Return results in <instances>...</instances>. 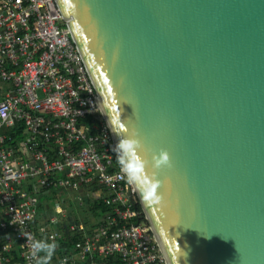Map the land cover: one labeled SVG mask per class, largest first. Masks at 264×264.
Here are the masks:
<instances>
[{
    "label": "water",
    "instance_id": "1",
    "mask_svg": "<svg viewBox=\"0 0 264 264\" xmlns=\"http://www.w3.org/2000/svg\"><path fill=\"white\" fill-rule=\"evenodd\" d=\"M56 3L167 263L264 264V0Z\"/></svg>",
    "mask_w": 264,
    "mask_h": 264
},
{
    "label": "built area",
    "instance_id": "2",
    "mask_svg": "<svg viewBox=\"0 0 264 264\" xmlns=\"http://www.w3.org/2000/svg\"><path fill=\"white\" fill-rule=\"evenodd\" d=\"M42 261L168 264L56 0H0V264Z\"/></svg>",
    "mask_w": 264,
    "mask_h": 264
},
{
    "label": "clouds",
    "instance_id": "3",
    "mask_svg": "<svg viewBox=\"0 0 264 264\" xmlns=\"http://www.w3.org/2000/svg\"><path fill=\"white\" fill-rule=\"evenodd\" d=\"M158 165H164V166H170L169 165V157L167 152H162L159 159L157 160ZM56 248V245L54 243L49 244L47 242H42V241H36L33 240L32 243V252L33 254H39L41 252L46 254V258L50 259L54 250ZM41 264H44L42 261Z\"/></svg>",
    "mask_w": 264,
    "mask_h": 264
},
{
    "label": "rangeland",
    "instance_id": "4",
    "mask_svg": "<svg viewBox=\"0 0 264 264\" xmlns=\"http://www.w3.org/2000/svg\"><path fill=\"white\" fill-rule=\"evenodd\" d=\"M54 214L55 215H57L59 218H61V216L62 215H64L65 214V212L64 211H55L54 212ZM53 214V215H54ZM73 213H66V222H65V226H67V225H69V223L71 222V215H72ZM74 214H75V217L78 219V220H87V216H86V214L82 211V210H75L74 211ZM90 221H94V219L93 218H90Z\"/></svg>",
    "mask_w": 264,
    "mask_h": 264
},
{
    "label": "trees",
    "instance_id": "5",
    "mask_svg": "<svg viewBox=\"0 0 264 264\" xmlns=\"http://www.w3.org/2000/svg\"><path fill=\"white\" fill-rule=\"evenodd\" d=\"M93 212H95L97 215H100L101 216V215H103V214H105V213L108 212V208H106L105 206H101V207H98L97 206V207H95V209L93 210Z\"/></svg>",
    "mask_w": 264,
    "mask_h": 264
},
{
    "label": "bare ground",
    "instance_id": "6",
    "mask_svg": "<svg viewBox=\"0 0 264 264\" xmlns=\"http://www.w3.org/2000/svg\"><path fill=\"white\" fill-rule=\"evenodd\" d=\"M117 152H118V154L120 155V152H119L118 148H117Z\"/></svg>",
    "mask_w": 264,
    "mask_h": 264
}]
</instances>
